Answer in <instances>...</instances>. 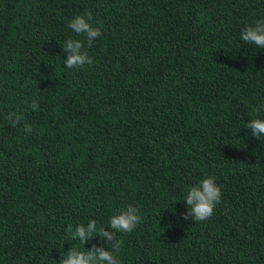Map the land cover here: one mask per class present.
<instances>
[{
	"label": "trees",
	"instance_id": "obj_1",
	"mask_svg": "<svg viewBox=\"0 0 264 264\" xmlns=\"http://www.w3.org/2000/svg\"><path fill=\"white\" fill-rule=\"evenodd\" d=\"M88 12L91 47L68 27ZM258 20L264 0H0V264L109 250L67 229L128 206L119 264H264V137L245 128L264 49L240 39ZM69 38L91 65L64 66ZM209 176L221 202L194 222L187 189Z\"/></svg>",
	"mask_w": 264,
	"mask_h": 264
},
{
	"label": "clouds",
	"instance_id": "obj_2",
	"mask_svg": "<svg viewBox=\"0 0 264 264\" xmlns=\"http://www.w3.org/2000/svg\"><path fill=\"white\" fill-rule=\"evenodd\" d=\"M84 15L75 16L69 21L68 27L78 35H85L88 46L91 47L93 40L101 35L100 28H94L89 21L92 20L91 12ZM240 39L245 44H253L259 49H264V21L258 20L255 26H248L240 32ZM63 50L68 52L67 60H64V66L68 69L79 68L85 64L93 63L87 51L83 49V42L80 40L67 39L63 42ZM31 107L37 109L39 107L35 100L32 101ZM264 110V104L254 107L253 112L259 114ZM13 126H16L23 119L22 115H17L15 112L10 114ZM245 128L251 130L252 136L260 139L264 137V119L254 118L249 123L245 124ZM26 132H31V126L26 125ZM189 208L185 218L191 217L194 222H203L209 219L214 212V208L221 202V189L214 182L213 177L202 179L195 186L187 189L185 198ZM139 210L134 206H128L125 210L111 216L108 222V229L97 224V221L90 220L87 228L81 223L72 232L71 226L67 229L71 234L70 238L79 237V242L84 246L85 242L97 233L101 237H107L110 243L109 250H104L102 247L93 245L91 249L77 251L75 247L67 253V257L61 256L59 264H119L118 259L114 255L121 247V241L116 239V233L132 232L141 220L138 214Z\"/></svg>",
	"mask_w": 264,
	"mask_h": 264
}]
</instances>
